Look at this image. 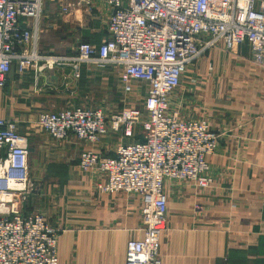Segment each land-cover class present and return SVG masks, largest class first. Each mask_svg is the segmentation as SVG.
<instances>
[{"label":"built area","instance_id":"1","mask_svg":"<svg viewBox=\"0 0 264 264\" xmlns=\"http://www.w3.org/2000/svg\"><path fill=\"white\" fill-rule=\"evenodd\" d=\"M60 15L81 22L106 18L108 38L81 41L74 55L38 50L45 0H0V90L13 65L19 73L82 62L114 65L138 107L107 113L102 107L72 105L39 114L38 125L53 138L74 134L89 146L79 156L84 172L97 171V188L141 198L142 238L127 242V264H162L160 239L167 224L166 182L210 187L209 157L218 134L206 118L188 119L172 107L189 65L220 43L234 51L243 43L255 67L264 70V0H61ZM210 70L213 66L210 65ZM113 155L94 148L109 134L134 138ZM0 264H58V232L44 214L25 212L34 191L28 137L16 121L0 117ZM195 207L200 210L201 205Z\"/></svg>","mask_w":264,"mask_h":264},{"label":"crops","instance_id":"2","mask_svg":"<svg viewBox=\"0 0 264 264\" xmlns=\"http://www.w3.org/2000/svg\"><path fill=\"white\" fill-rule=\"evenodd\" d=\"M93 22L81 24L80 37L99 44L109 35ZM38 50L51 51L39 44ZM114 85L120 92L113 93ZM124 93L130 94L116 66L86 62L78 70L64 65L37 77L34 71L19 73L14 64L0 90V117L16 121L30 145L35 188L25 212L44 214L57 230L58 264H127L128 240L143 236L142 202L135 194L98 190L101 175L79 166L89 144L74 134L53 138L38 125L39 114L72 105L111 113L128 106ZM171 104L184 118H206L219 138L209 157L210 187L166 182L162 264H264V70L254 66L249 45L228 51L220 43L207 50L188 66ZM140 137L139 130L134 138L109 134L94 148L113 155L120 142Z\"/></svg>","mask_w":264,"mask_h":264},{"label":"rangeland","instance_id":"3","mask_svg":"<svg viewBox=\"0 0 264 264\" xmlns=\"http://www.w3.org/2000/svg\"><path fill=\"white\" fill-rule=\"evenodd\" d=\"M61 4V0H45L43 5L39 20L40 28L38 44L50 46L51 51L46 54L72 55L78 44L84 40L80 37L79 28L81 27V24L88 26L92 23H95L93 21H89L87 17L84 18L81 23L77 21L74 16L64 17L60 15ZM106 17L107 16H103L102 18L96 19L95 21H97L101 27L106 28ZM119 89L120 88H118L117 85H114L113 93L116 94L120 92ZM124 96L129 101L127 107H138L139 102L142 100V97H136L132 94L128 95L124 93ZM59 100L60 98H57V101ZM138 130H140V127H137V131Z\"/></svg>","mask_w":264,"mask_h":264}]
</instances>
